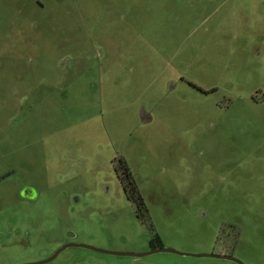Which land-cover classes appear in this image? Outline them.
Returning a JSON list of instances; mask_svg holds the SVG:
<instances>
[{
	"label": "rangeland",
	"instance_id": "374dc122",
	"mask_svg": "<svg viewBox=\"0 0 264 264\" xmlns=\"http://www.w3.org/2000/svg\"><path fill=\"white\" fill-rule=\"evenodd\" d=\"M66 244L264 264V0H0V264Z\"/></svg>",
	"mask_w": 264,
	"mask_h": 264
},
{
	"label": "water",
	"instance_id": "95a60500",
	"mask_svg": "<svg viewBox=\"0 0 264 264\" xmlns=\"http://www.w3.org/2000/svg\"><path fill=\"white\" fill-rule=\"evenodd\" d=\"M67 248H84L87 250H92L94 252H97L99 254H111V255H119V256H130V257H142V256H148L151 254H157V253H170V254H175V255H179V256H192V257H209V258H214V259H219V260H226V261H231L235 264H242L241 262H239L238 260L230 257V256H226V255H188V254H182V253H178L175 252L171 249H167V248H155L153 250H151L150 252L144 253V254H132V253H109L106 251H102V250H98L86 245H76V244H66L64 246H62L60 249H58L51 257H49L48 259L36 263V264H47L50 261H52L58 254H60L62 251H64Z\"/></svg>",
	"mask_w": 264,
	"mask_h": 264
},
{
	"label": "trees",
	"instance_id": "16d2710c",
	"mask_svg": "<svg viewBox=\"0 0 264 264\" xmlns=\"http://www.w3.org/2000/svg\"><path fill=\"white\" fill-rule=\"evenodd\" d=\"M123 171L127 174L126 176V184L129 186V194H127V199L131 201L135 205V209L137 211V218L143 220L145 218V215L147 214V210L144 206L143 199L139 192L137 191L136 186L131 180L130 173L128 171V168L123 164L122 165ZM126 189V188H125ZM156 238V236H155ZM160 247V246H157Z\"/></svg>",
	"mask_w": 264,
	"mask_h": 264
},
{
	"label": "flooded vegetation",
	"instance_id": "af4514ba",
	"mask_svg": "<svg viewBox=\"0 0 264 264\" xmlns=\"http://www.w3.org/2000/svg\"><path fill=\"white\" fill-rule=\"evenodd\" d=\"M119 164H120V168H122L123 163H121V161H119ZM122 174H123V178L126 179L127 174L123 171V168H122ZM125 192H126V196H127V194H129V191L125 190ZM70 236H72V235H70Z\"/></svg>",
	"mask_w": 264,
	"mask_h": 264
}]
</instances>
